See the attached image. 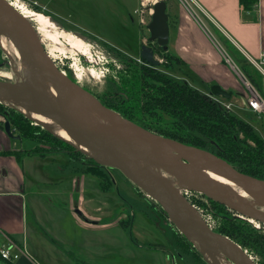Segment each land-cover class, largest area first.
<instances>
[{"label": "rangeland", "instance_id": "rangeland-1", "mask_svg": "<svg viewBox=\"0 0 264 264\" xmlns=\"http://www.w3.org/2000/svg\"><path fill=\"white\" fill-rule=\"evenodd\" d=\"M8 1L31 21L41 37L44 48L56 49L54 40L61 32L81 35L85 40L79 48L70 53L57 52L54 62L64 72L67 66L76 81L91 90L101 103H111V99L124 91L118 72L126 68V62L117 57L114 51L134 60L136 66L142 65L138 51L140 45L147 44L149 31L146 24L150 21L153 2L160 0H139L140 4L136 1L137 10H131L124 19L122 18L126 17L125 12H107L100 16L94 1L92 3L91 0H64L68 6H64L59 17L49 16L38 5H33L34 3L29 4L24 0ZM164 1L167 2L166 12L170 16L171 31H174L175 12L177 9L184 11L185 8L178 0ZM44 15L54 19L53 26L48 30L38 25L39 17ZM199 18L198 15L197 19ZM229 46L224 43L226 53L232 57ZM2 51L0 79L14 81L15 74L11 64L5 62L10 61V58L3 49ZM155 59L160 64L164 62L162 54H156ZM228 65L232 66L231 63ZM159 69L175 77L186 76L178 71L166 70L162 65ZM187 78H194V75H188ZM118 100L115 104L120 106ZM243 115L245 116L240 117L251 122L264 141V128L261 126L264 125V116L254 115L247 110L243 111ZM4 122L0 115V127ZM16 145L23 151L33 150L28 152V155H39L33 159L34 164L39 165V171L45 174V177L50 174L47 177L49 181L45 182H42L43 175L40 174L41 179L35 187L41 189L36 197L40 201V222H35L31 211L29 222L30 229H36L49 240L52 236L55 237V242L53 241V247L50 248L43 242L42 236L37 235V249L26 250L34 264H174V261L176 264H195L196 260L202 262L200 252L177 232L160 205L135 187L117 169L108 166L101 168L111 180V185L103 189L97 177L80 173L83 164H88L87 156L77 152L73 156L74 159H70L71 153H68L64 144V147L60 145L54 148L51 145L23 140ZM41 154L46 157L43 161ZM194 194L196 195H188V198L196 204L201 214L209 219L211 227L215 228L219 222L215 208L203 196L196 192ZM82 199L85 200L84 208L80 205ZM89 216L94 218L90 219ZM86 220L90 224L86 223ZM255 228L264 235V227L260 225ZM44 254L51 256L45 257ZM248 254L253 260L260 259L254 252L249 251Z\"/></svg>", "mask_w": 264, "mask_h": 264}, {"label": "water", "instance_id": "water-1", "mask_svg": "<svg viewBox=\"0 0 264 264\" xmlns=\"http://www.w3.org/2000/svg\"><path fill=\"white\" fill-rule=\"evenodd\" d=\"M166 9L164 0L156 1L146 24L148 40L160 47L169 42ZM2 36L16 49L18 63L26 67L27 72L15 74L14 81L0 80V103L17 111L23 108L26 112L21 113L30 121L33 119L28 114L33 112L50 120L68 134L69 139L61 138L48 124L35 122L98 165L117 169L160 205L177 232L192 246H198L200 254L211 260L210 264H219L220 256L233 264H257L240 245L208 226L182 191L201 194L224 205L236 217L264 225V180L236 170L209 150L147 131L102 104L91 91L74 82L57 66L31 21L6 0H0ZM139 58L159 65L148 45H141ZM210 94L226 99L231 96L230 91L215 84L210 86ZM4 121L6 135L15 137L9 121ZM211 173L232 183L236 192L211 177Z\"/></svg>", "mask_w": 264, "mask_h": 264}, {"label": "trees", "instance_id": "trees-1", "mask_svg": "<svg viewBox=\"0 0 264 264\" xmlns=\"http://www.w3.org/2000/svg\"><path fill=\"white\" fill-rule=\"evenodd\" d=\"M8 3L10 4L9 1ZM257 3L258 0H239L240 11L250 10ZM167 16H169L168 13ZM168 23L170 25V16ZM45 48L49 51L48 47ZM158 48L157 54H162L164 58V62L159 66L143 60L142 65L136 66L134 60L119 51H114L117 57L126 62V68L118 72L121 87L124 89L123 93L116 95L119 99L117 103L121 105L115 104L116 98L111 99L113 100L111 103L105 101L102 104L120 113L124 118L139 124L147 131L186 145L204 150L209 149L236 170L264 180V141L253 125L233 114L221 102L203 94L196 87L190 86L185 78L177 75L175 77L160 70L159 67L162 65L166 70L182 72L185 62L167 51V46H158ZM229 51L240 72L252 85L257 86L259 72L231 45ZM2 53L0 49V55ZM65 74L74 82L76 81L69 69ZM0 108H2L0 115L4 120L9 121L10 129L16 135H20V141L31 140L45 146L51 145L54 148L64 144L68 153H71L70 159L72 160L77 152L84 155L40 125L27 119L20 111L2 104ZM31 151L33 150H5L0 151V155L12 154L20 158V155H28ZM41 155L44 156V154ZM87 160L88 164H83L84 167L81 168L82 173L97 177L103 189L109 187L111 180L102 172V166L88 157ZM187 200L196 207L190 199ZM207 200L215 208L217 217H219V222L213 230L227 236L244 250L254 252L260 256V259L255 260L256 263L264 264V235L261 231L247 220L234 216L233 212L224 205L209 198Z\"/></svg>", "mask_w": 264, "mask_h": 264}, {"label": "crops", "instance_id": "crops-1", "mask_svg": "<svg viewBox=\"0 0 264 264\" xmlns=\"http://www.w3.org/2000/svg\"><path fill=\"white\" fill-rule=\"evenodd\" d=\"M24 1L38 5L47 12L46 14L54 17L62 15L64 6H68L64 0ZM93 1L100 16L107 12L110 14L125 12L126 17L122 19L127 18L131 10L135 12L137 10L135 5L139 2V0H91L92 3ZM178 1L185 8V12L182 9L176 10L174 31H171L172 28L169 25L170 35L166 50L185 62L181 73L187 75H183V78L187 82L194 80L188 84L221 102L223 106L229 105L228 109L233 114L243 117L245 116L243 111L247 110L257 115L247 106L246 99L249 92L246 84L253 86L264 100V63L258 66L260 55L264 51V0H258L257 5L245 12L240 11L239 0ZM225 42L245 57L259 72L257 86L252 85L244 77L234 59L226 53ZM224 56L229 58V62ZM230 63L232 66L228 65ZM192 74L194 78L188 80V75ZM214 84L230 91V98L212 96L210 86ZM261 126L264 128L263 124ZM19 141L10 139L0 127V151L19 150L20 147L16 145ZM37 156L39 155H20V158H17L12 154L0 155V247L11 245L10 249L13 252H16L15 247L36 250L37 235L42 236L36 229H30L29 222V211L35 218V222H40V201L36 197L41 189L35 187L41 175H43L42 182L49 181L47 177L50 175L45 177V174L40 173L39 165L34 164L35 161H33ZM43 158L42 161L46 159L44 156ZM80 173L85 174L81 170ZM84 202L85 200L82 199L80 205L83 206ZM89 218L94 217L89 216ZM42 240L51 248L55 237L52 236L49 240L42 236ZM28 253L20 255L15 261L3 260L0 256V264H34ZM48 255L51 256L46 254L45 257Z\"/></svg>", "mask_w": 264, "mask_h": 264}, {"label": "bare ground", "instance_id": "bare-ground-1", "mask_svg": "<svg viewBox=\"0 0 264 264\" xmlns=\"http://www.w3.org/2000/svg\"><path fill=\"white\" fill-rule=\"evenodd\" d=\"M154 3H156V1H154L153 4ZM150 13H153L152 9L150 10ZM39 19H40V25L43 27L44 30H46V29L48 30L54 24L53 19H50L49 17H47L45 15L44 16H40ZM46 22H48V23L46 24ZM84 40H85L84 38H82V37L78 36L77 34H75V41H74V43L71 46L63 45L61 42H59L58 39H56V45H57L58 48H62L64 51L74 52V50L78 49L79 46L84 42ZM0 49H3L5 51V53L9 56V58H10L9 64H11V67H12V69L14 71V74L21 75L22 73H26L27 72V68L24 67L22 64L18 63V58H19L18 52L16 51V49L13 48V46L11 45L9 40H7L4 36L0 37ZM20 110L22 112H26L23 108H20ZM28 115L33 119L32 122H35V120H36L38 122L48 124L50 126V128L52 129V131L55 132L56 134H58L61 138L63 137L65 139H69L68 134H66L63 130H60V128H58V126H56L50 120H46L41 115H39L37 113H34V112L33 113H29ZM211 177H213L214 179H216L220 183L225 184L226 186L231 188L232 191L236 192L235 191L236 187H234L232 185V183H230L225 178H223V177L221 178L220 176H218L216 174H213V173H211ZM237 192L240 195L245 196V194H243L240 190H237ZM196 249L200 252L198 246H196ZM202 257L209 264L211 263V260H209V258L205 254ZM218 260H219V264H233L231 261H229L227 259H223L221 256H220V258Z\"/></svg>", "mask_w": 264, "mask_h": 264}, {"label": "built area", "instance_id": "built-area-1", "mask_svg": "<svg viewBox=\"0 0 264 264\" xmlns=\"http://www.w3.org/2000/svg\"><path fill=\"white\" fill-rule=\"evenodd\" d=\"M260 57L261 58H260V61L258 63V66L260 64L264 63V51L262 52ZM224 58L226 59L227 62H229V58H227V56H224ZM246 86H247V89H248V92H249V95H248V97L246 99L248 108H250L252 111H254L257 114L264 115V100L261 99L260 95L254 89L253 86H250V85H247V84H246ZM225 107L228 108L229 105H225ZM183 193H184L185 197H187V198H188V195H191V196L192 195H196L193 192H190V191H187V190H183ZM198 211H199V209H198ZM202 217H204V216L202 215ZM204 219L206 220L208 226L211 227L209 219L205 218V217H204ZM10 248H11V245H9L8 247H0V256H1V258L3 260L13 261V260L17 259L20 255H22L24 253L25 254L28 253L24 248L20 249L18 247H15V251L16 252L11 251Z\"/></svg>", "mask_w": 264, "mask_h": 264}, {"label": "flooded vegetation", "instance_id": "flooded-vegetation-1", "mask_svg": "<svg viewBox=\"0 0 264 264\" xmlns=\"http://www.w3.org/2000/svg\"><path fill=\"white\" fill-rule=\"evenodd\" d=\"M40 18V17H39ZM48 22H46V24H47ZM38 25H40V19H39V22H38ZM40 36V35H39ZM40 39H41V37H40ZM56 39H58L59 40V42H61L63 45H65V46H71L73 43H74V41H75V34L74 33H72V32H61V34L58 36V37H56L55 38V40H54V46H55V48L56 49H54V50H49V51H47L48 52V54H49V56L52 58V60L54 61V59L53 58H55L56 57V53L57 52H63L64 50L62 49V48H58L57 47V45H56ZM42 42V41H41ZM146 45H148V46H150L151 47V49H152V51H153V54H154V58H155V56H156V54L159 52V48H158V45L155 43V42H152V41H149V40H147V44ZM140 49H141V45H140ZM64 52H67V51H64ZM68 53H70V52H68ZM140 53V50L138 51V54ZM108 63V62H107ZM147 63V62H146ZM142 64H143V62H142ZM159 64H160V62H159ZM159 66V65H158ZM11 69H12V67H11ZM68 68H67V66H66V70H67ZM12 71H13V69H12ZM13 73H14V71H13ZM1 80V79H0ZM86 89V88H85ZM86 90H88V89H86ZM91 91V90H90ZM92 92V91H91ZM94 94V93H93ZM95 95V94H94ZM96 96V95H95ZM97 97V96H96ZM100 101V100H99ZM0 104H2V105H5V106H7V104H3V103H0ZM21 112V111H20ZM1 129L3 130V127H1ZM4 131V130H3ZM12 134H13V136H18V135H16V133H14L13 131H12ZM15 137H10V139H14V140H16V141H19L20 140V135L18 136L19 137V139H16ZM101 166V165H100ZM103 167V166H102ZM187 199H189V198H187ZM230 211V210H229ZM249 223H251L252 225L254 224V227H259L260 226V223H258L257 221H254L253 219L252 220H249L248 221ZM212 228V227H211ZM213 229V228H212ZM152 247H155V246H152ZM247 251V250H246ZM248 253V252H247ZM250 255V254H249ZM202 256V255H201ZM223 259H226L225 257H223V256H221ZM201 260H202V262L200 263L198 260H196V261H194L195 262V264H207L208 262L206 261V260H204L203 259V257H201ZM174 261V260H173ZM174 264H176V261H174ZM209 264V263H208Z\"/></svg>", "mask_w": 264, "mask_h": 264}]
</instances>
